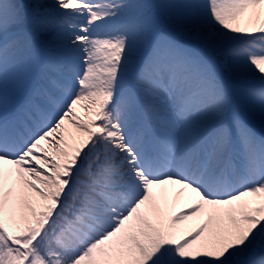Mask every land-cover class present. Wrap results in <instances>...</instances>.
<instances>
[{
    "label": "snow or ice",
    "instance_id": "obj_1",
    "mask_svg": "<svg viewBox=\"0 0 264 264\" xmlns=\"http://www.w3.org/2000/svg\"><path fill=\"white\" fill-rule=\"evenodd\" d=\"M0 264H264V0H0Z\"/></svg>",
    "mask_w": 264,
    "mask_h": 264
}]
</instances>
